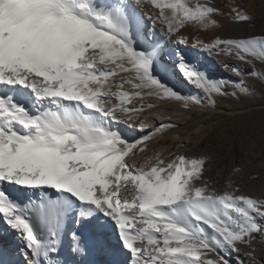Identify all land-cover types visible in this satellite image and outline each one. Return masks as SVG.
<instances>
[{
  "label": "snow or ice",
  "instance_id": "obj_1",
  "mask_svg": "<svg viewBox=\"0 0 264 264\" xmlns=\"http://www.w3.org/2000/svg\"><path fill=\"white\" fill-rule=\"evenodd\" d=\"M137 10L177 45H189V25L215 29L224 15L212 0H116L107 8L95 0H0V218L20 241L9 254L23 264H67L61 249L71 223L74 264L93 253L103 264H120V256L126 264H264L254 247L257 237L264 242V198L231 183L211 188L203 155L166 159L154 147L148 154L176 125L146 113L203 100L152 75L160 45L136 47ZM228 14L252 19L239 5ZM260 36L195 39L209 56L247 66L232 69L238 83L208 80L179 52L178 67L215 104L214 94L246 92L245 79L257 76ZM13 189L31 194L27 202L12 198Z\"/></svg>",
  "mask_w": 264,
  "mask_h": 264
},
{
  "label": "rangeland",
  "instance_id": "obj_2",
  "mask_svg": "<svg viewBox=\"0 0 264 264\" xmlns=\"http://www.w3.org/2000/svg\"><path fill=\"white\" fill-rule=\"evenodd\" d=\"M212 3L223 13L228 12L232 5H239L241 10L252 17L248 22L233 21L230 26L221 23L219 36L239 38L256 34L257 38H261L260 34L264 33V0H212ZM137 48L145 51L143 46ZM254 66L258 74L245 79L243 86L247 91L229 88L226 95V103L247 105L251 109L233 116L222 112L212 116L214 105L208 103V108L202 111L199 124L201 131L192 133L196 129L192 127L183 133L184 136H191V142L189 150L182 153L189 157L203 155L208 158L203 179L211 188L224 190L231 183L245 194L264 198V63L256 61ZM238 67L248 71L245 65L238 64ZM152 69L156 68L152 66ZM220 78L225 79L224 75H218L216 80ZM230 79L235 83L240 82L236 76ZM233 91L236 95H232ZM196 94L203 102L208 100L201 89L196 88ZM190 115L197 118L195 111L190 112ZM236 168L240 171L236 172ZM254 247L258 255L264 253V242L259 237Z\"/></svg>",
  "mask_w": 264,
  "mask_h": 264
},
{
  "label": "bare ground",
  "instance_id": "obj_3",
  "mask_svg": "<svg viewBox=\"0 0 264 264\" xmlns=\"http://www.w3.org/2000/svg\"><path fill=\"white\" fill-rule=\"evenodd\" d=\"M114 2H116V0H95L97 7L105 8L112 6ZM224 13L223 17H216L219 27H221L220 25L222 24L226 26L233 24L234 20L228 14L229 11H225ZM136 16L138 20L142 22L139 33H137L135 28L133 30V39L136 42V47L143 46L145 51H148L156 45H160L159 54L152 61V66L157 69H152V75L159 79L161 83L167 84L169 87L181 92L182 95H195L198 97L196 94L197 87L188 81L178 67L179 61L176 56L177 52L183 56L184 61L188 65L192 66L198 73H202L208 80H216L218 75H224L225 79H230L232 76H235L232 69L238 67V64L236 66V61L233 60L232 57L224 54L209 56L207 53L202 52L194 46L197 37L203 39L206 43L211 42V39L218 35L219 27L205 30L189 25L185 32V34L190 35L189 45H177L165 41L159 29L153 27L151 21L143 11L137 10ZM162 51L164 53L163 56ZM212 99L215 100V104H213L214 109L211 112L212 116H216L220 112L233 116L239 113H245L251 109L247 105L235 106L228 102L226 103V95L220 96L214 94ZM208 103L209 101L205 100L203 106L190 105L188 109H185L182 104L176 102L165 107L155 108L151 110V113H146V115L162 113V115L157 116V120H171L175 122L176 125L153 141L149 146L148 154H152L151 150L153 147L163 154L166 159L174 158L173 155H169V153L178 155L182 152H187L189 150L191 136L189 134L188 136H184L183 133L192 127L196 128L194 132L191 131L192 133L201 131L199 124L202 121V111L208 108ZM192 111L197 113V118H193L190 115ZM148 123H152V121H148ZM10 194L12 198L19 199L20 202H27L31 195L29 193L17 192L14 189L10 190ZM33 198L35 197L33 196ZM67 227L68 231L65 232L63 247L61 249V259L66 260L70 264H74L73 257L69 251L71 238L68 234L74 226L69 223ZM19 245L20 241L16 238L15 233L10 231L8 225L0 218V253H2V255H0V264H5V262L8 261H11V264H23V257L9 254L12 250L17 249ZM105 259L106 258L99 253H93L88 257L86 264H103ZM118 259L120 264H126L124 256H120Z\"/></svg>",
  "mask_w": 264,
  "mask_h": 264
}]
</instances>
